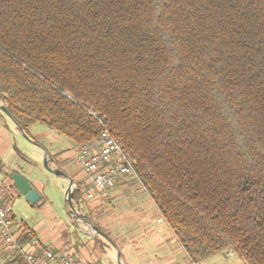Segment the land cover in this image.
<instances>
[{
	"label": "trees",
	"instance_id": "obj_1",
	"mask_svg": "<svg viewBox=\"0 0 264 264\" xmlns=\"http://www.w3.org/2000/svg\"><path fill=\"white\" fill-rule=\"evenodd\" d=\"M0 103L104 123L193 262L264 264V0H0Z\"/></svg>",
	"mask_w": 264,
	"mask_h": 264
},
{
	"label": "crops",
	"instance_id": "obj_2",
	"mask_svg": "<svg viewBox=\"0 0 264 264\" xmlns=\"http://www.w3.org/2000/svg\"><path fill=\"white\" fill-rule=\"evenodd\" d=\"M10 121L13 123L12 129L9 128L6 119L4 128L0 119V176L9 187L6 200L11 204L16 197L25 198L14 186L11 177L14 172L25 178L31 175L34 183L31 182L32 187L37 189L39 200L43 198L40 192L42 182L32 169L39 165L45 150L49 160L52 159V162L49 161L51 166L60 168L65 164L68 170L65 172L74 180L73 190L79 189V199L74 202L78 213L97 226L106 236L97 234L80 219L69 217L71 222L79 224L77 228H80V236L69 234L65 239H61L54 235L55 232L39 233L38 228L31 227L22 220L18 222L12 212V232L22 250L33 251L37 255H41L42 249L47 248L55 251L68 250L84 264H103L106 259L115 261L116 251H121L124 264H163L162 261H167L165 264H168L173 258L183 260L186 258L181 264H199L193 262L187 255L169 225L164 220L158 221L162 218L159 209L134 176L126 175L113 188L97 190L89 183L88 174L76 162L80 145H75L42 124H40L42 127L35 124L28 129L29 136L35 142V145H32L35 149L27 148L26 155L20 149L22 145L20 141L19 147L11 142V136L15 137L16 134L19 136L21 133L12 119ZM77 167L81 170L73 174ZM81 187L86 191L83 192ZM89 193L92 197H87ZM82 196L85 200L84 205L81 203ZM27 203L31 208L40 209L38 202ZM97 247L99 252L96 251ZM12 261L21 262V256L14 250L11 252L7 247L0 245V264H10Z\"/></svg>",
	"mask_w": 264,
	"mask_h": 264
},
{
	"label": "built area",
	"instance_id": "obj_3",
	"mask_svg": "<svg viewBox=\"0 0 264 264\" xmlns=\"http://www.w3.org/2000/svg\"><path fill=\"white\" fill-rule=\"evenodd\" d=\"M99 136L88 144L80 145L77 164L88 174V181L97 190L113 188L126 175L137 179L133 165L106 125ZM9 192L0 176V245L14 250L22 256L23 264H84L68 250L42 249L41 255L22 250L12 232V207L6 200ZM87 197H92L89 193ZM86 198V197H85ZM163 217L158 221H163Z\"/></svg>",
	"mask_w": 264,
	"mask_h": 264
},
{
	"label": "rangeland",
	"instance_id": "obj_4",
	"mask_svg": "<svg viewBox=\"0 0 264 264\" xmlns=\"http://www.w3.org/2000/svg\"><path fill=\"white\" fill-rule=\"evenodd\" d=\"M0 119L3 122V127L6 128L5 125V119L7 121V124L10 129H12L13 123L9 120H7L8 116L5 115L1 110H0ZM10 121V122H9ZM37 127H42L40 124H38ZM15 135V134H14ZM21 135V136H20ZM63 136V135H62ZM16 137V139H14ZM15 137L11 136V142L12 144H16L18 147V142L20 141L22 145H20V149L22 152L26 155V151H28L27 148H33L32 145H35L33 142L30 140L26 139L22 134H17ZM65 139H67L64 136ZM17 141V143H16ZM26 145V147L24 146ZM56 168V167H55ZM62 171H68L66 168V165L63 164V166H60L58 168ZM33 173L38 174L40 181L42 182V188L40 190L43 198L41 200H38V204L40 205V209L37 208H31L30 205L27 203L25 198L23 197H16L12 202H11V207H12V212L15 214L16 219L18 222L21 220L29 224L31 227L38 228L37 231L39 233L44 232L47 234H53L56 237H60L61 239H65V237L69 234L72 236H80V228H77V225L73 221L71 222L69 216L67 215L65 208H64V197H65V190L68 184L67 179H65L62 176L55 175L51 172H49L44 166H43V159L39 163L37 167H34ZM80 167L75 168L73 170V174L75 172L80 171ZM66 173V172H65ZM67 174V173H66ZM21 175V174H20ZM24 177V176H23ZM71 177V176H70ZM72 178V177H71ZM30 183H33V178L32 176L26 177ZM73 179V178H72ZM137 183V181H136ZM77 185V184H76ZM65 186V189L63 190V187ZM84 186V185H83ZM78 187V185H77ZM83 192L86 191L83 187ZM37 190V189H36ZM85 190V191H84ZM82 205L85 204L84 197L82 196ZM74 219V218H73ZM9 249V248H8ZM99 248H96V251L99 252ZM7 250V249H6ZM9 251L12 252V249H9ZM117 252V251H116ZM116 252H114L115 256V261L112 259H106L103 264H117L116 262ZM121 252V251H120ZM126 254V251H125ZM20 255V254H18ZM21 256V255H20ZM106 257V256H105ZM171 258V257H169ZM22 259V256H21ZM2 261V260H1ZM186 261V258L180 259V258H173L174 263L169 262L168 264H181L182 262ZM167 261H162L163 264H165ZM4 264V263H3ZM23 264V260H22ZM188 264V263H187ZM199 264H248L244 260H241L238 256H236L234 253H232L230 250H223L217 254H214L202 261L199 262Z\"/></svg>",
	"mask_w": 264,
	"mask_h": 264
},
{
	"label": "water",
	"instance_id": "obj_5",
	"mask_svg": "<svg viewBox=\"0 0 264 264\" xmlns=\"http://www.w3.org/2000/svg\"><path fill=\"white\" fill-rule=\"evenodd\" d=\"M0 110L10 118L8 110L1 103H0ZM16 126L18 127L20 133L26 139L35 143L34 140L29 135H27L21 127H19L17 124H16ZM43 151H44L43 166L49 172H51L55 175L62 176L65 179H67V181H68V184H67V187L65 190V197H64V208L66 210L67 215L69 217H75L76 219H80L82 221V223L87 225L90 229L94 230L97 234L106 237L105 234L101 230H99V228L97 226H95L93 223L89 222L88 220L84 219L78 213L76 206L72 200L74 180L69 175H67L64 171L50 166L48 154L45 150H43ZM11 177H12V180L14 182L15 188L20 192V194H22L25 197V199H27L28 202L34 204L39 200L38 191L32 187L31 183L25 177L20 175L18 172H14ZM116 262H117V264H124L122 259H121V253L119 251L116 252Z\"/></svg>",
	"mask_w": 264,
	"mask_h": 264
}]
</instances>
